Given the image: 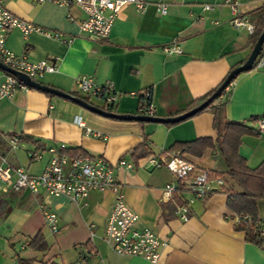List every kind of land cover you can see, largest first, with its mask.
Instances as JSON below:
<instances>
[{
  "label": "crops",
  "instance_id": "obj_1",
  "mask_svg": "<svg viewBox=\"0 0 264 264\" xmlns=\"http://www.w3.org/2000/svg\"><path fill=\"white\" fill-rule=\"evenodd\" d=\"M144 1L147 7L142 12L133 6L125 8L108 39L99 42L81 35L77 21L69 20V15L79 20L84 17L77 8L7 0L6 7L12 14L73 38V42L65 44L37 32L25 37L14 30L6 47L16 55H27L31 61H53L57 71L46 74L40 83L81 99L79 77L91 76L101 86L111 82L120 95L112 113L144 116L146 106L142 108V102L145 104L150 94L155 117H178L201 105L197 101L219 88L253 51L255 45L248 32L232 26L229 3L238 2L240 13L256 26L264 0ZM161 4L166 6L165 13L158 9ZM169 45L179 46L182 53L166 55L163 48ZM6 74L0 70V84ZM95 100L102 107L85 101L103 109V102ZM221 100L227 103L230 120L256 129L257 122L264 119V72L241 74ZM77 117L103 138L87 136L85 129L75 123ZM0 135L6 142L11 135L24 136L39 141L42 148L65 145L103 156L115 165L121 159L134 164V171L116 167L115 174L123 185L125 201L140 217L138 228L151 227L167 241L158 264H264V244L257 247L246 242L245 231L237 227V218L227 207L226 191L206 201H195L184 222L175 215V207L192 196L177 192L172 201H166L164 189L169 184L178 185L176 177L167 169H146L141 159L134 161L133 153L142 145L150 154L159 155L181 151L171 150L177 143L216 139L214 115L209 111L173 124L121 121L31 89L17 92L13 99L0 100ZM9 147L0 152L14 168H23L32 175L45 169L47 154L39 162L28 159V152L37 149L36 145ZM239 153L249 168L256 169L264 161V135L245 136ZM183 154L199 170L228 171L218 150H207L201 158ZM228 187L237 190L232 181ZM0 198L6 202L2 215L0 207V264H21V259L31 264H152L139 257L116 254L104 240L114 204L111 192H93L74 204L67 197L9 191L0 182ZM42 205L59 219L56 236L45 224ZM257 209L264 224V200L257 202ZM40 232L49 251L29 247L30 239Z\"/></svg>",
  "mask_w": 264,
  "mask_h": 264
},
{
  "label": "built area",
  "instance_id": "obj_2",
  "mask_svg": "<svg viewBox=\"0 0 264 264\" xmlns=\"http://www.w3.org/2000/svg\"><path fill=\"white\" fill-rule=\"evenodd\" d=\"M7 0H0V63L27 75L32 81L40 82L46 74L57 71L55 63L47 61H31L27 55H16L7 47V39L14 30H19L25 37L37 32L49 38L65 44H71L73 38L66 37L62 33L45 30L41 27L17 17L6 7ZM37 4L52 3L69 9H79L84 17L75 19L69 15V20L77 21L80 34L84 37L104 41L108 39L113 25L119 14L127 7L133 6L142 12L147 3L144 0H34ZM233 19L232 26L235 29H244L250 36L254 35L256 26L239 11L238 2L229 3ZM210 7L207 6L206 9ZM159 11L165 13L166 6L158 5ZM166 55H179L182 50L177 45H169L163 48ZM254 71L264 72V44L261 55ZM78 93L82 99H99L103 102V110L113 112L120 95L115 91L111 82L104 86L98 85L91 76H82L77 79ZM31 90L16 77L6 74L5 80L0 84V100L13 99L19 91ZM147 106L143 111L144 116L154 117V110L149 101L150 94L146 96ZM53 109V106H51ZM75 123L85 129L87 136L103 138L99 132L86 127L82 118H76ZM256 130L264 135V119L256 124ZM12 149L20 146L19 137L14 135L8 139ZM65 145L52 146L47 149H35L29 151L27 156L31 162H39L47 154L48 163L42 173L32 175L23 168H14L6 158L0 160V182L9 191L29 192L40 197H67L72 203L79 204L91 193L111 192L114 196V204L109 214L104 231V240L118 255L139 257L152 264H158L161 260V250L167 246L164 241L151 227L138 228L139 215L127 204L124 199L123 185L118 180L116 167L134 171V164L125 159L119 160L118 164H112L105 157H96L88 153L73 155L68 152ZM146 169H167L177 179V184H169L164 189V199L172 201L180 186H183L191 199L185 203L176 205L175 215L181 221L187 222L190 214V205L195 201H206L212 195L225 192L228 185L226 181L217 176L212 170H199L181 151L163 152L159 155L150 154L140 160ZM45 224L51 235L59 233V219L56 214L45 206H41ZM239 221V219H236ZM244 220L250 221L248 217ZM260 235L264 237V224L259 223Z\"/></svg>",
  "mask_w": 264,
  "mask_h": 264
},
{
  "label": "trees",
  "instance_id": "obj_3",
  "mask_svg": "<svg viewBox=\"0 0 264 264\" xmlns=\"http://www.w3.org/2000/svg\"><path fill=\"white\" fill-rule=\"evenodd\" d=\"M263 25L264 6L262 8L260 20L256 24L255 33L251 36V42L253 45L257 43L260 35L262 34ZM258 60L259 58L255 62L254 67L256 66ZM217 89L207 95L205 98L197 101V103L199 102L200 104L205 102L217 91ZM226 90H224L222 95L219 96L211 105H209L203 111H200L192 116L195 117L206 111L211 112L214 115V129L217 131V138H202L192 142L177 143L171 148V150L179 149L183 153L196 158L203 157L207 150L219 151L228 171L227 173L213 172L217 176L222 177L226 181L227 185L230 181H232L237 187V190H234L232 187H227L225 192L228 196L227 207L235 215V218L239 219L237 227L245 231L246 242L254 246L261 247L264 244V237H262L259 232L260 219L257 209V202L259 200H264V161L256 169H251L247 166V160L239 153L242 139L245 136L259 137L260 133L245 123L235 122L228 118L226 109L227 103L222 102L221 100L226 94ZM48 96L53 97L51 95ZM77 97L79 96L77 95ZM145 102H147V99ZM145 106H147V103L144 104L142 102V108H145ZM12 136L14 135L9 136V138ZM18 137L20 143H30L36 145L37 149H47L44 147L42 148V144L39 141H35L24 136ZM142 146L136 149V151L133 153L135 163H137L140 159L150 155V153L144 150ZM9 148L8 140L6 142L0 135V150H8ZM68 152L72 153L73 155L85 153L83 150L76 148H71L68 150ZM185 193L186 191L183 186H180L178 189V195L182 196ZM0 207L3 209L1 213L2 215L5 213L6 202L1 198ZM244 217H248L250 221L244 220ZM29 247L39 252H46L50 250V246L41 232L30 239ZM20 262L21 264H31L30 261H25L22 259Z\"/></svg>",
  "mask_w": 264,
  "mask_h": 264
},
{
  "label": "water",
  "instance_id": "obj_4",
  "mask_svg": "<svg viewBox=\"0 0 264 264\" xmlns=\"http://www.w3.org/2000/svg\"><path fill=\"white\" fill-rule=\"evenodd\" d=\"M264 44V25H263V31L262 34L260 35L257 43L255 44L253 51L247 60V62L235 69L230 73L228 78L225 80V82L217 89V91L205 102H203L201 105L196 107L195 109L180 115L178 117H172V118H160V117H149V116H131V115H119L115 114L109 111H105L100 107H96L92 105L91 103L85 101L84 99H81L79 97L73 96L69 93H65L63 91H60L58 89H55L53 87L47 86L43 83L40 82H35L32 81L27 75L20 73L18 71H15L13 69H10L9 67L3 65L0 63V70L3 72L10 74L14 77H16L19 81L23 82L27 87L30 89L36 90L43 92L45 94L55 96L67 101H70L83 109L92 112L94 114H97L101 117L104 118H109V119H116V120H121V121H137V122H146V123H158V124H173V123H178L181 121H184L195 114H197L200 111H203L205 108H207L209 105H211L219 96L222 95L223 91L226 90L232 82L241 74L251 72L254 69V64L261 55L262 52V47Z\"/></svg>",
  "mask_w": 264,
  "mask_h": 264
},
{
  "label": "rangeland",
  "instance_id": "obj_5",
  "mask_svg": "<svg viewBox=\"0 0 264 264\" xmlns=\"http://www.w3.org/2000/svg\"><path fill=\"white\" fill-rule=\"evenodd\" d=\"M92 104L96 105V106H100L102 107L101 103L98 101V100H95V99H91L89 100ZM2 155V153L0 152V156ZM3 158V156H1ZM1 157H0V160H1Z\"/></svg>",
  "mask_w": 264,
  "mask_h": 264
}]
</instances>
